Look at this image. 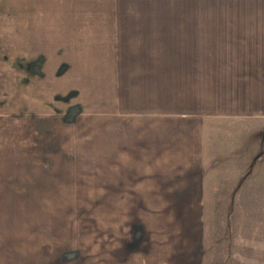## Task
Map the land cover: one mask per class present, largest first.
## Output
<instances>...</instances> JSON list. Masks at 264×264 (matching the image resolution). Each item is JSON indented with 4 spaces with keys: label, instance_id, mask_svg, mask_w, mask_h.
<instances>
[{
    "label": "crops",
    "instance_id": "obj_1",
    "mask_svg": "<svg viewBox=\"0 0 264 264\" xmlns=\"http://www.w3.org/2000/svg\"><path fill=\"white\" fill-rule=\"evenodd\" d=\"M44 1L25 0L24 9L18 0V13L0 3L2 34L17 23L24 44L53 43L49 58L61 61L46 84L19 86L18 102L42 114L43 102L67 108L81 96L80 129L92 133L98 162L74 180L76 188L97 187L99 259L0 264H206L207 220H217L216 210L228 230L264 236V0H196L173 19L162 5ZM27 89L28 103L20 96ZM38 153L45 161L61 155L48 145ZM30 154L0 148V174H18L6 187H20L23 170L36 172ZM75 154L76 147L67 152Z\"/></svg>",
    "mask_w": 264,
    "mask_h": 264
},
{
    "label": "rangeland",
    "instance_id": "obj_2",
    "mask_svg": "<svg viewBox=\"0 0 264 264\" xmlns=\"http://www.w3.org/2000/svg\"><path fill=\"white\" fill-rule=\"evenodd\" d=\"M2 2L10 5L9 9L18 13V0H0V3ZM23 2L24 9L28 8V2L25 0ZM40 2L46 7V1ZM110 2L120 3L124 9H132L129 7L140 4L169 6L170 18L173 19L182 18L181 7L193 6L196 0H110ZM14 17L16 16L10 15L8 18ZM1 22L2 20H0V148L27 147L31 153L28 157L29 163L35 167L36 172H30L31 168L21 171L20 187H6L8 179L11 186L18 183V174H14L13 171L0 174L2 182L5 183L4 187H0V260L99 259L97 187L76 188L79 183L74 180L78 172L76 170L91 169V166L98 162L97 150L92 147V133L87 134L80 129L84 115L81 96L77 94L71 98L68 101L69 108H66L61 100L58 102L52 100L50 106L43 102L42 114L31 111L24 106L25 104L18 102L19 94L16 91L19 86L24 84L27 86L34 79L38 86L46 84L48 75L46 72L53 77L61 61L49 58L51 50L57 52L53 43L43 42L37 44L35 49L33 43L22 42L23 36L18 32L17 23L10 24L9 37L3 36ZM3 37L10 38V42H5ZM26 48L33 52V58L27 59ZM41 70L44 76L39 75ZM31 75L36 77L31 79ZM29 92L27 89L20 95L26 98V103L34 97ZM8 98L11 99L10 102ZM24 107L32 115H26L28 111L23 112ZM41 119L43 123L39 122ZM47 120L48 124L44 122ZM8 121L10 122L7 123ZM47 145L53 153L56 151L61 155L46 154L45 157L50 161L42 159L38 153L39 149ZM73 147H76V154L71 157L67 152ZM78 149L89 154L79 153ZM58 157L61 163L58 162ZM80 158L84 159L83 164H80ZM74 163L79 164L76 169ZM64 166H67L68 171L61 170ZM39 167L45 171L43 176H48L52 181L43 179L40 171L38 172ZM55 183L59 188L54 185ZM82 183L83 181L81 185ZM225 206L217 205V208L222 212ZM217 213L216 210L217 220L212 222L210 216V220H207L210 229L206 230V233L210 235L206 236V264L216 261L221 264L229 259H246L256 264L259 262L264 264V236L260 234L259 229L253 235L242 236L239 234L242 231L240 228L232 227L228 230L226 219L221 217L222 213L220 216ZM248 224L250 222H246V225ZM239 226L244 227L245 223L240 221Z\"/></svg>",
    "mask_w": 264,
    "mask_h": 264
}]
</instances>
